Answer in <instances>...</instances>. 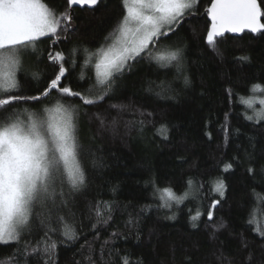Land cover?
Segmentation results:
<instances>
[{"label": "trees", "instance_id": "obj_1", "mask_svg": "<svg viewBox=\"0 0 264 264\" xmlns=\"http://www.w3.org/2000/svg\"><path fill=\"white\" fill-rule=\"evenodd\" d=\"M123 1L80 10L42 0L69 12L71 27L55 44L45 37L29 47L17 69L18 94L42 96L63 65L61 85L97 100L101 86L88 56L108 45L125 16ZM211 3L198 0L175 33L161 38V51L182 50V73L130 60L104 99L83 106L78 139L87 183L69 197L71 211L61 212L76 238L67 239L60 222L45 238L37 218L33 235L0 244V264H264V120L246 119L244 104L254 85L264 89V30L208 45ZM258 3L264 12V0ZM57 52L63 61L53 62ZM56 96L14 105L13 120L26 124ZM72 102L83 105L79 97ZM218 181L223 195L214 190ZM164 189L184 198L177 202ZM41 240L56 247L45 252Z\"/></svg>", "mask_w": 264, "mask_h": 264}, {"label": "snow or ice", "instance_id": "obj_2", "mask_svg": "<svg viewBox=\"0 0 264 264\" xmlns=\"http://www.w3.org/2000/svg\"><path fill=\"white\" fill-rule=\"evenodd\" d=\"M99 2L67 0L69 7H92ZM124 3L126 15L117 26L120 33L117 39L122 45L119 54L109 49L95 65L97 84L101 86L97 100L108 95L117 75H123L134 62L145 58L158 67L173 66L178 73L184 70L182 50L161 51V38L168 39L169 33H175L185 16L197 7L198 0H124ZM207 14L211 27L207 31L206 42L210 46L218 44L216 38L225 31L235 33L247 28L256 33L264 30V12L257 0H212ZM71 20L69 12L58 14L42 0H0V94L6 97L0 99V121L4 122L0 126V244L18 243L25 233L33 235L38 231L34 223L37 218L40 226L46 229L45 238L48 232L56 231L52 225L57 222L65 224L62 234L67 239L76 238L74 229L66 226L61 212L63 209L71 211L69 197L84 189L87 183L78 128L83 106L93 105L97 100L87 99L82 92L61 85L66 71L63 65L59 66L55 78L50 79L42 96L25 98L19 95L17 79V69H22L23 57L29 54V47L34 50L45 37L49 40L56 37L52 41L55 44L60 33H66L71 27ZM63 21L68 23L62 27ZM52 59L53 62L63 61L65 57L57 52ZM130 59L133 63H129ZM33 78L38 79L39 75L34 73ZM184 83L186 86L189 83L186 76ZM257 90L264 91L259 84L253 86V91ZM53 91L57 96L50 108L31 114L26 124L13 120L14 105L27 104L29 99L40 102ZM87 91L91 93L92 89ZM77 97L83 105L72 102ZM246 103L251 106L250 102ZM259 103L264 105V99ZM246 119L251 120L252 117ZM257 119L264 120V112L257 113ZM223 188V181H218L214 190L223 195ZM164 191L180 202V198L172 196L170 189ZM217 203L214 201L213 207ZM97 215H100L99 211ZM198 216L199 213L192 219ZM208 217L210 220L213 218L212 211L208 212ZM37 243L44 244L45 252L56 247L55 243L47 244L44 240ZM33 251L38 253L40 248Z\"/></svg>", "mask_w": 264, "mask_h": 264}, {"label": "rangeland", "instance_id": "obj_3", "mask_svg": "<svg viewBox=\"0 0 264 264\" xmlns=\"http://www.w3.org/2000/svg\"><path fill=\"white\" fill-rule=\"evenodd\" d=\"M123 5L125 6L124 1H123ZM125 15H126V11H125ZM119 36H120V33H119L118 29L116 28V30L112 34V38L109 41L108 45H106L105 47H103V49L98 50L97 53L88 56V59L91 61L92 69L95 72V78H96V80H97V74H96L97 70L95 68V65H96V63L100 62V60L103 57L104 52L108 51L109 49H112L113 50V53L119 54V50H120V48L122 46L121 43H119L118 42V39H117ZM129 39H131V37H129ZM113 53H110V55H112ZM130 60H129V62H130ZM260 92H261L260 90L252 91L251 92V96L247 100L244 101V104L247 107V111L249 113V116L253 117L255 120H258L257 119V113L264 112V105H261L259 103L260 100L264 99V96L261 95V94H259ZM246 102H250L251 106H249V104L246 103ZM180 198H184V196L183 197H180Z\"/></svg>", "mask_w": 264, "mask_h": 264}, {"label": "water", "instance_id": "obj_4", "mask_svg": "<svg viewBox=\"0 0 264 264\" xmlns=\"http://www.w3.org/2000/svg\"><path fill=\"white\" fill-rule=\"evenodd\" d=\"M257 4H258V6H259L258 0H257ZM210 6H211V5H210ZM210 6H209V7H210ZM93 7H94V6L89 7V6H87V5H84V6H81V5H73V6H71L70 8H71V9L77 8V9H80V10H84V9L86 8V9L91 10ZM209 7H208V8H209ZM206 11H207V10H206ZM208 22H210V24H211V20H210V17H209V16H208ZM262 31H263V30H262ZM262 31H258V32H256V33H253V32H251L250 30H248L247 28H245L244 31H242V32H235V33H234V32H228V31H225V32L223 33V35L220 36V37L230 36V37H232V38H235V37L238 38V37H241L242 35L246 34V32H250V33L256 35V34L261 33Z\"/></svg>", "mask_w": 264, "mask_h": 264}]
</instances>
